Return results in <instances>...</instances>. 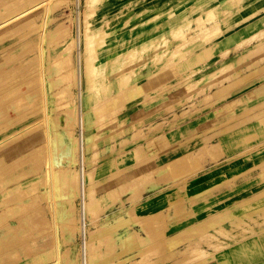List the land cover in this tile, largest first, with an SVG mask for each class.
<instances>
[{
  "label": "rangeland",
  "instance_id": "rangeland-1",
  "mask_svg": "<svg viewBox=\"0 0 264 264\" xmlns=\"http://www.w3.org/2000/svg\"><path fill=\"white\" fill-rule=\"evenodd\" d=\"M0 264H264V0H0Z\"/></svg>",
  "mask_w": 264,
  "mask_h": 264
},
{
  "label": "bare ground",
  "instance_id": "bare-ground-1",
  "mask_svg": "<svg viewBox=\"0 0 264 264\" xmlns=\"http://www.w3.org/2000/svg\"><path fill=\"white\" fill-rule=\"evenodd\" d=\"M175 164H176V165L174 166V168H183V167L181 166V164H179V162H176ZM213 177H214V175H207L206 177L202 178V179H201L202 182L199 183V184L197 185V187L200 186V185H203V184L206 183L208 180H211Z\"/></svg>",
  "mask_w": 264,
  "mask_h": 264
}]
</instances>
